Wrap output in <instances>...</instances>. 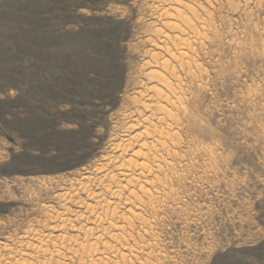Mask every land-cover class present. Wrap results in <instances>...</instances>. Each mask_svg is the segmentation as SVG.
<instances>
[{
    "label": "rangeland",
    "instance_id": "1",
    "mask_svg": "<svg viewBox=\"0 0 264 264\" xmlns=\"http://www.w3.org/2000/svg\"><path fill=\"white\" fill-rule=\"evenodd\" d=\"M180 1L188 16L175 21L187 28L179 48L194 69L182 72L189 91L177 143L169 142L174 155L144 210L107 197L117 213L101 218L122 224L123 240L101 236L91 263L82 228L99 225L92 217L101 211L85 196L96 183L81 177L112 155L121 115L138 109L151 54L176 64L151 42L178 32L158 21V0H0V264H18L20 252L31 264H264V0Z\"/></svg>",
    "mask_w": 264,
    "mask_h": 264
},
{
    "label": "bare ground",
    "instance_id": "2",
    "mask_svg": "<svg viewBox=\"0 0 264 264\" xmlns=\"http://www.w3.org/2000/svg\"><path fill=\"white\" fill-rule=\"evenodd\" d=\"M159 3H161L160 5H156L154 6L155 8V11H157L158 13V21H162V20H165V19H168L169 22L166 23V25H169L171 26V28H173V31L174 32H178V33H175L174 36L172 38L170 37H167V36H161L160 34V37L159 39H157L158 41L156 42L155 40V43L151 42V44H153L156 48H159L160 51L164 50L166 52L169 51L171 53V56L174 57L175 61H176V64H170L168 61H159L158 57H156L155 54H151L153 57V60L150 62L148 61L146 64V66H148L150 68L149 72L147 73V71L145 72V79H147V81L144 82L143 84V87H141V89H139V91L136 93L138 97H134L136 98L134 101H135V104H134V107L136 106V104L138 103V109H135L133 108L134 110H127V112L129 111V113H125L123 112L124 114H122V122L121 124L119 125V129H120V138L121 139H118L119 142L117 144H113L112 146V150L110 149L111 151V154L112 155H105V157L102 158V160H100V162L94 166V168L90 169V171L87 172L88 176L87 177H81V178H93L92 181H94L96 184V186H94L95 190L92 188H88L86 187L85 188V196L88 197V199L90 198L91 200H93V202L95 203L98 211L100 210L101 212L99 213L98 212V215L92 218H94L95 224H99V225H95V227H84L82 228L83 232H84V235L86 237V246H84L83 244H80V245H83L84 247L83 248H88L89 249V257H90V262L91 263H94L95 259L93 257V254L97 252V246L98 245V242L100 243L99 240H101L100 238H102L101 236H106V235H109L111 236L112 239L115 240V242H120L123 240V237L122 233L118 234L117 232L120 230V228L123 226L121 224V227L120 225H116L118 223L115 224L114 222V225H113V222H111V218H114L113 216L116 215L117 211L116 210V206H117V202L116 201H113V200H107V197L110 196V199H118L117 201L119 200H122L124 199L126 201V203L129 205V211L133 213L132 210H135L133 209L134 207L136 208V205L141 207L143 205H145V201L144 199L145 198H148V199H151L150 201H153V197H154V194L155 192V188L157 187L156 185V181L159 182L160 180H158V171L159 169H161V166H163L164 164H169V162L167 161V159L170 157H172L174 154L169 146V142L173 141L174 135L173 132H174V129L176 126H180L179 124H181V119L178 118V114L177 112L178 111H181L182 108L183 110L186 112V106L184 105V99L185 97H183L184 95L186 96V92L189 91L185 89V86H186V83L183 82V75H182V72L185 71L186 69V64L188 65V67L190 66L191 68L194 67V65L192 66L190 63V65L188 64V62L186 63L184 61V58L182 57V53L180 52V46L184 44L185 42V38L183 37V34H184V30L187 29V28H184V30H182L180 27H178V24H176V20L178 21L179 18L180 20L183 19V13H182V9L184 7V3L180 0H167L168 2L166 3H163L160 2V0H158ZM189 1V0H187ZM191 1V0H190ZM157 2V1H156ZM205 2V1H204ZM196 3V2H195ZM209 3V2H208ZM154 4V3H153ZM193 5V4H192ZM200 4H198V7H199ZM202 5H200L201 7ZM196 7V6H195ZM154 8L152 10H154ZM197 8V7H196ZM199 9V8H198ZM193 12L194 13H197L196 12V9L193 8ZM206 10V8L204 9ZM208 10V9H207ZM206 10V11H207ZM154 11V12H155ZM201 11V10H199ZM198 11V13H199ZM187 12V11H186ZM185 12V15L188 16ZM188 12H190L188 10ZM203 12V11H202ZM192 13V12H191ZM206 13V12H205ZM184 15V17H185ZM157 16V15H156ZM195 16V15H194ZM211 16V15H210ZM205 17V16H203ZM212 17V16H211ZM209 17V18H211ZM200 18V17H198ZM206 20V18H204ZM208 19V18H207ZM157 20V19H156ZM156 20L155 23H158ZM204 20V21H205ZM210 20V19H209ZM195 21V20H194ZM203 21V20H200V22ZM203 23L202 24H205L206 23ZM208 21V20H206ZM184 23V20L182 21ZM181 22V24H182ZM196 23V22H195ZM160 24V23H158ZM180 24V23H179ZM180 24V25H181ZM209 24V23H208ZM163 25V24H162ZM183 25V24H182ZM185 25V24H184ZM191 25V24H190ZM193 25V24H192ZM200 25V24H199ZM196 26V25H195ZM198 26V25H197ZM182 27V26H181ZM185 27V26H184ZM191 27V26H190ZM194 28V26H192ZM191 27V28H192ZM201 27V26H200ZM204 27V26H202ZM161 28V27H160ZM166 28V27H165ZM191 29V30H197V29ZM196 28V27H195ZM198 28V27H197ZM212 28V27H210ZM190 29V28H189ZM204 29H207V28H204ZM170 31V30H169ZM201 30H197V34L198 37L199 35L201 36V38H206L205 35H207L209 32V28L207 30V34H202L201 32H199ZM167 32V31H166ZM172 32V31H171ZM206 32V31H205ZM169 34V32H167ZM186 34V33H185ZM184 34V35H185ZM195 34V33H194ZM190 35V34H189ZM187 35V36H189ZM193 36V35H192ZM196 36V35H195ZM191 37V36H190ZM197 37V38H198ZM192 38V37H191ZM188 41H189V38H187ZM196 39V38H195ZM168 40H172V44H173V48H175V50H177L175 53H173V51L167 47V43H168ZM194 40V38H193ZM203 40V39H202ZM206 40V39H205ZM195 41V40H194ZM197 41V40H196ZM150 42V41H149ZM198 42V41H197ZM205 43V42H204ZM169 44V43H168ZM198 46L199 44L196 43ZM152 45V46H153ZM201 45V44H200ZM204 45V44H203ZM203 45H201L203 47ZM186 48V46L184 47ZM190 48V47H189ZM154 49V48H153ZM187 49V48H186ZM183 50V49H182ZM191 49H189L190 51ZM184 51V50H183ZM196 51V50H195ZM150 52V51H149ZM148 52V54H150ZM156 52V50H155ZM194 52V51H193ZM185 53V52H184ZM187 53V52H186ZM185 53L186 57L187 54ZM192 53V52H191ZM162 55V54H161ZM188 55H190V53H188ZM158 56V55H157ZM165 58L168 57L167 55H164ZM150 57V55H149ZM162 57V56H161ZM170 57V56H169ZM195 57V55H194ZM164 58V57H163ZM168 59V58H166ZM192 59V58H191ZM197 59V58H196ZM164 60V59H163ZM186 60V59H185ZM194 60V59H193ZM187 61V60H186ZM145 64H144V67H145ZM201 67V66H200ZM147 68V67H145ZM190 68V69H191ZM160 69V70H159ZM194 69V68H192ZM147 70V69H146ZM196 70V69H195ZM145 71V70H144ZM189 71V70H188ZM187 71V75L189 76V72ZM192 71H190V74H191ZM197 72V71H196ZM195 73V72H194ZM193 73V74H194ZM195 75V74H194ZM197 75V74H196ZM190 79V78H189ZM144 81V80H143ZM192 81V80H191ZM189 82V81H188ZM185 83V84H184ZM191 83V82H190ZM139 86V85H138ZM140 88V86H139ZM136 91V90H135ZM133 97V98H134ZM188 108V107H187ZM189 111V110H187ZM184 113V112H183ZM182 114V113H181ZM181 114L179 116H181ZM186 114V113H184ZM183 114V115H184ZM189 114V113H188ZM120 116V117H121ZM189 116V115H188ZM187 117V116H186ZM185 117V118H186ZM184 118V117H183ZM121 121V120H120ZM179 123V124H178ZM178 124V125H177ZM121 126V128H120ZM182 126V125H181ZM117 126H115L116 128ZM118 128V127H117ZM182 129V128H181ZM180 130V129H179ZM116 132V131H115ZM118 132V131H117ZM181 132V131H180ZM179 132V134H180ZM178 133V132H176ZM116 134V133H115ZM115 134L113 136H115ZM117 135V134H116ZM181 136V135H180ZM180 136H177V139L180 138ZM115 139V138H114ZM182 140V138L180 139ZM113 141V140H112ZM114 142V141H113ZM112 142V143H113ZM175 142V140H174ZM173 142V143H174ZM184 142V141H183ZM177 143V142H175ZM171 144V143H170ZM179 144V143H178ZM184 144V143H183ZM189 144V143H188ZM175 146V145H174ZM176 146H178L176 144ZM183 146V145H181ZM180 146V147H181ZM179 147V146H178ZM173 149V148H172ZM107 152V151H106ZM179 153V152H178ZM176 153V154H178ZM182 153V152H181ZM179 155V154H178ZM168 157V158H167ZM180 157V155H179ZM183 157V156H182ZM169 158V159H170ZM176 159V157H174ZM168 159V160H169ZM185 160V159H184ZM183 160V161H184ZM176 161V160H175ZM178 161V160H177ZM176 161V162H177ZM172 162V160H171ZM163 164V165H162ZM161 165V166H160ZM168 166V165H167ZM165 167V166H164ZM163 167V168H164ZM172 167H170L171 169ZM177 168V167H176ZM165 169V168H164ZM169 169V168H168ZM176 170V169H174ZM87 171V170H86ZM166 173V172H165ZM168 173V172H167ZM176 173V172H175ZM86 174V175H87ZM164 174V173H162ZM82 176V175H81ZM161 176V175H160ZM159 176V178H160ZM165 176V174H164ZM168 176V175H167ZM162 177V176H161ZM173 177V176H172ZM163 179V178H162ZM166 179V178H165ZM173 179V178H172ZM164 180V179H163ZM169 180V179H168ZM162 181V180H161ZM160 181V182H161ZM164 182V181H162ZM81 183V182H80ZM86 183V182H85ZM81 184H84V183H81ZM80 184V185H81ZM92 185V184H91ZM163 186V185H162ZM165 186V185H164ZM173 186H174V183H173ZM76 187V186H75ZM163 188V187H162ZM170 189V188H169ZM82 190V189H81ZM84 190V189H83ZM163 190V189H162ZM161 190V192H162ZM165 190V189H164ZM163 190V191H164ZM168 190H166V193H167ZM172 191V189H171ZM76 192V190H75ZM78 192V190H77ZM68 193V191H67ZM66 193V195H67ZM81 193V192H80ZM158 193V192H157ZM163 193V192H162ZM161 193V194H162ZM159 194V193H158ZM160 194V195H161ZM168 194V193H167ZM66 195H63L66 196ZM78 195H80L78 193ZM157 195V194H156ZM68 197V196H67ZM74 197V196H72ZM76 197V196H75ZM65 198V197H64ZM77 198V197H76ZM73 199V198H72ZM75 199V198H74ZM78 199V198H77ZM77 199H75L77 201ZM89 199V200H90ZM153 199V200H152ZM67 203V199H64ZM62 200V201H64ZM79 200H80V197H79ZM83 200V199H82ZM84 201V200H83ZM123 201V200H122ZM69 202V201H68ZM80 202V201H78ZM121 203V202H120ZM151 203V202H150ZM92 204V203H91ZM119 204V203H118ZM123 204V202H122ZM63 205V204H62ZM89 205V204H88ZM82 206V203L81 205ZM87 206V205H86ZM65 207V206H64ZM64 207L62 206V209H64ZM121 207V206H120ZM123 207V206H122ZM128 207V206H127ZM87 210H89L91 212V215L92 214H95L94 212V206L92 205V207L90 206H87ZM142 208V207H141ZM155 208H159L158 207H155ZM162 208V207H161ZM122 209V208H121ZM143 209V208H142ZM163 209V208H162ZM66 210V208H65ZM64 210V211H65ZM127 210V209H126ZM140 210V208H139ZM144 210V209H143ZM147 210V208H146ZM153 210V209H152ZM127 211V212H129ZM137 211V209H136ZM155 211V210H154ZM153 211V212H154ZM70 212V211H69ZM68 212V213H69ZM80 212V211H79ZM83 212V211H82ZM111 212V215L112 217L110 219H107L105 218L106 216L110 215L109 213ZM138 212V211H137ZM136 212V213H137ZM157 213V211H155ZM65 213V212H64ZM63 213V214H64ZM74 213V212H72ZM146 213V212H145ZM86 214V213H85ZM84 214V215H85ZM90 217V213H88ZM118 214L120 215V213L118 212ZM135 214V212H134ZM139 214V213H137ZM141 214V213H140ZM151 214V213H150ZM153 214V213H152ZM59 215V214H58ZM69 215V214H68ZM71 215V214H70ZM80 215L81 212H80ZM104 215L105 217L101 218V216ZM129 215V214H128ZM125 216V215H124ZM130 216V215H129ZM139 216V215H138ZM54 218V216H52ZM73 217V215H72ZM75 217V216H74ZM73 217V218H74ZM87 217V215H86ZM126 217V216H125ZM154 217V216H152ZM58 218H62V216H58ZM109 218V217H108ZM131 218V217H129ZM137 218V217H135ZM65 219V218H64ZM68 219V218H67ZM67 219L66 220V223H67ZM71 219V218H70ZM85 219V218H84ZM116 219V218H115ZM132 219V218H131ZM138 219V218H137ZM55 220V219H54ZM53 220V221H54ZM61 220V219H60ZM64 220V221H65ZM75 220V219H74ZM87 220V219H86ZM121 220V218H120ZM127 220V218L125 219ZM134 220V219H133ZM142 220V219H141ZM145 220V219H144ZM57 221V220H56ZM59 221V220H58ZM92 221V220H91ZM104 221H106V224L107 225H103L104 224ZM135 221V220H134ZM155 221V220H154ZM71 222V221H70ZM86 221H84L85 223ZM116 222H118L116 220ZM137 222V221H136ZM145 222H148L147 220H145ZM152 222V220H151ZM156 222V221H155ZM61 223V221L59 222ZM65 223V222H64ZM88 223V221H87ZM134 223V222H133ZM143 223V222H142ZM58 224V223H57ZM62 224V223H61ZM92 224V223H90ZM120 224V223H119ZM127 224V223H126ZM146 224V223H144ZM152 224V223H151ZM125 225V224H124ZM135 225V224H134ZM154 225V224H152ZM59 226V225H58ZM61 226V225H60ZM63 226V225H62ZM61 226V227H62ZM127 226V225H125ZM136 226V225H135ZM64 227V226H63ZM66 227V226H65ZM69 227V226H68ZM78 227V226H77ZM128 227V226H127ZM56 228V226H55ZM33 229V228H32ZM117 229H119L118 231H116ZM122 229V228H121ZM31 230V228H30ZM29 230V231H30ZM55 230V229H54ZM134 230V229H133ZM146 230V229H145ZM32 231V230H31ZM123 231V230H122ZM126 231V230H125ZM130 231V230H129ZM148 231V230H147ZM41 232V231H40ZM38 232V233H40ZM131 232V231H130ZM130 232L128 233V231H126V234L128 233V235L130 234ZM82 233V231H81ZM27 234V233H26ZM33 234V233H32ZM124 234V233H123ZM133 234V233H132ZM44 235V234H43ZM46 235V234H45ZM63 235V234H62ZM65 235V234H64ZM125 235V234H124ZM126 235V236H128ZM131 235V234H130ZM29 236V235H28ZM34 236H38V234H34ZM125 236V238H126ZM135 234L133 235V239L134 238ZM32 237V236H31ZM30 237V238H31ZM46 237V236H45ZM44 237V238H45ZM66 237V236H65ZM132 237V235H131ZM28 238V237H27ZM29 238V239H30ZM37 238V237H36ZM47 238V237H46ZM62 238V237H61ZM129 238V237H127ZM136 238H137V235H136ZM22 239V238H21ZM26 239V238H25ZM33 241L34 238H31ZM48 240L50 239L47 238ZM45 239V240H47ZM52 239V238H51ZM50 239V240H51ZM104 241H105V238L103 237ZM102 239V240H103ZM132 239V238H130ZM49 240V241H50ZM65 240V238L63 239ZM110 240V239H109ZM137 240V239H136ZM139 240V239H138ZM141 240V239H140ZM28 241V240H27ZM30 241V242H31ZM36 241V240H35ZM34 241V242H35ZM38 241L41 242V239H39ZM69 241V240H68ZM83 241V240H82ZM81 241V243H83ZM125 241V240H124ZM129 241V240H128ZM143 242H145V240H142ZM20 242V241H19ZM21 242H23L24 244V241L22 240ZM33 242V243H34ZM75 242V241H74ZM130 242V241H129ZM133 243H135L133 240H132ZM142 242V243H143ZM28 243V242H27ZM46 243V242H45ZM45 243H41V244H44ZM49 243V242H48ZM72 243V242H71ZM139 243V242H138ZM22 244V245H23ZM29 244V243H28ZM27 244V245H28ZM31 244V243H30ZM36 244V243H35ZM40 244V245H41ZM107 244V243H106ZM119 244V243H118ZM123 244V243H122ZM21 244L18 245V247L20 246ZM21 245V247H22ZM62 245V244H61ZM63 245H66L63 244ZM71 245V244H70ZM74 245V244H73ZM78 245V244H77ZM75 245V246H77ZM101 245V244H100ZM98 245V246H100ZM121 245V244H120ZM124 245V244H123ZM126 245L127 242H126ZM125 245V246H126ZM4 244L2 246H0V248L2 247L3 248ZM29 246V245H28ZM33 246V249H34V245ZM47 246V245H46ZM46 246H44L46 248ZM68 246V245H67ZM66 246V247H67ZM116 246V245H114ZM122 246V245H121ZM125 246H122L125 248ZM139 246V245H138ZM141 246V245H140ZM6 247V246H4ZM48 247V246H47ZM52 247V246H51ZM64 247V246H63ZM78 247V246H77ZM102 246H100L101 248ZM105 247L107 248V246L105 245ZM9 248V247H8ZM30 250L31 248L28 247ZM65 248V247H64ZM68 248V247H67ZM72 248V246H71ZM80 249V246L78 247ZM77 248V249H78ZM99 248V249H100ZM128 248V246H127ZM126 248V249H127ZM130 248V247H129ZM137 248V247H136ZM5 249V248H3ZM7 249V248H6ZM16 249V248H15ZM24 250L26 249L25 247L23 248ZM36 249V248H35ZM57 251L56 253L57 254H61L60 250L55 248ZM77 249L75 251V248H73L72 250L75 251V253H77ZM78 249V250H79ZM82 249V248H81ZM80 251H83L81 250ZM88 249H84V253H85V250H88ZM2 249H0L1 251ZM8 250V249H7ZM12 250V249H11ZM19 250V248H18ZM37 250V249H36ZM35 250V251H36ZM39 250V249H38ZM48 250V249H47ZM51 250V249H49ZM107 250H110V249H106ZM116 247L115 249L113 250L114 253H117L116 251ZM119 250V249H118ZM122 250V249H121ZM131 250V249H130ZM129 250V251H130ZM10 251V250H8ZM17 251V250H16ZM20 251V250H19ZM29 251V250H28ZM42 251V250H41ZM103 251V250H102ZM101 251V253H102ZM123 251V250H122ZM18 252V251H17ZM32 251L28 252V253H31ZM53 252V251H52ZM51 252V255H53ZM79 252V251H78ZM108 252V251H107ZM112 251H110L111 253ZM135 252V251H134ZM11 253V251H10ZM16 253V252H15ZM13 253V254H15ZM22 253V252H20ZM19 256H22L20 255ZM25 253V252H24ZM27 253V252H26ZM28 253H27V256H28ZM34 253V252H33ZM40 253V252H38ZM44 253V252H43ZM54 253V252H53ZM55 253V254H56ZM64 253V252H62ZM67 253V252H65ZM70 253H73V251H71ZM69 253V254H70ZM75 253H73L75 255ZM87 253V252H86ZM85 253V254H86ZM100 253V254H101ZM123 253V252H122ZM125 253V252H124ZM123 253V254H124ZM132 253V252H131ZM17 254V256H18ZM36 254V252H35ZM41 254V253H40ZM39 254V255H40ZM84 254V255H85ZM140 254V253H139ZM1 255V254H0ZM12 255V253H11ZM32 255V254H31ZM34 255V254H33ZM45 255V254H44ZM44 255H41V257L43 256L44 258ZM64 255V254H62ZM61 255V257H63ZM71 255V254H70ZM78 256V254H76ZM80 255V257H84ZM98 255V254H97ZM106 255V254H105ZM126 254H124L125 256ZM138 255V254H137ZM10 256V255H9ZM16 256V254L14 255ZM16 256V257H17ZM26 256V255H23V257ZM38 256V255H37ZM36 256V257H37ZM48 256V255H47ZM65 256V255H64ZM69 256V255H68ZM76 256V259H79V256L77 258ZM107 256V255H106ZM120 256V254L118 255ZM136 256V255H135ZM1 257V256H0ZM5 258V255L2 256ZM1 257V258H2ZM16 262L18 264H24L26 263V258L25 259H22L20 257V259L16 258ZM30 257V256H29ZM33 257V256H32ZM35 257V258H36ZM54 258H57L55 256H53ZM52 257V258H53ZM72 257V256H71ZM87 258V256H85ZM105 257V256H104ZM116 257V256H115ZM129 257V256H127ZM3 258V259H4ZM10 258V257H8ZM50 258V257H49ZM51 258V259H52ZM60 258V257H58ZM64 258V257H63ZM75 258V256H74ZM85 258V259H86ZM28 259V258H27ZM32 259V258H31ZM38 259V258H37ZM41 259V258H40ZM83 259V261L85 260ZM118 260H120L119 257H117ZM1 260V259H0ZM6 260V259H5ZM4 260V261H5ZM8 260V259H7ZM13 260V258L11 259ZM11 260H10V263L9 262H2V264H12L11 263ZM30 260V259H29ZM39 260V259H38ZM42 260V259H41ZM45 260V259H44ZM53 260V259H52ZM51 260L52 264H53V261ZM100 260V259H99ZM103 260V259H102ZM111 260V258H110ZM15 261V260H14ZM31 261V260H30ZM30 261H27L30 263ZM46 261V260H45ZM45 261H44V264H45ZM50 261V260H49ZM56 261V260H55ZM54 261V262H55ZM88 261V260H87ZM88 261V262H89ZM106 261V260H105ZM104 261V262H105ZM108 261V260H107ZM126 261V260H125ZM127 261H129V259H127ZM34 260L32 261V264ZM58 262V261H57ZM89 262V263H90ZM110 262V261H109ZM116 262V261H115ZM114 262V263H115ZM121 262V261H120ZM124 262V261H123ZM48 263V262H47ZM60 263V262H58ZM84 263V262H83ZM87 263V262H86ZM84 263V264H86ZM90 263V264H91ZM100 263V261H99ZM102 263V262H101ZM100 263V264H101ZM107 263V262H106ZM122 263V262H121ZM120 263V264H121ZM127 264L130 262H126ZM124 263V264H126ZM15 264V263H14ZM28 264V263H26ZM31 264V263H30ZM57 264V263H56ZM98 264V263H97ZM105 264V263H103ZM110 264V263H109ZM112 264V263H111ZM117 264V263H116ZM123 264V263H122Z\"/></svg>",
    "mask_w": 264,
    "mask_h": 264
}]
</instances>
